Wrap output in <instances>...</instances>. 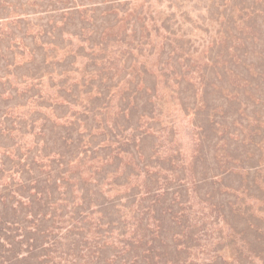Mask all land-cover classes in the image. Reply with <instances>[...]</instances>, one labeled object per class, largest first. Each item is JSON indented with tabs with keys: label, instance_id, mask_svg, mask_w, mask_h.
Here are the masks:
<instances>
[{
	"label": "rangeland",
	"instance_id": "rangeland-1",
	"mask_svg": "<svg viewBox=\"0 0 264 264\" xmlns=\"http://www.w3.org/2000/svg\"><path fill=\"white\" fill-rule=\"evenodd\" d=\"M0 116L78 156L13 264H264V0H0Z\"/></svg>",
	"mask_w": 264,
	"mask_h": 264
},
{
	"label": "trees",
	"instance_id": "trees-1",
	"mask_svg": "<svg viewBox=\"0 0 264 264\" xmlns=\"http://www.w3.org/2000/svg\"><path fill=\"white\" fill-rule=\"evenodd\" d=\"M59 1L60 0H58V2ZM99 94H101V91H99ZM60 97L64 96L61 94ZM66 101L68 103L70 102L68 98ZM128 112L130 113L129 109ZM31 115L33 118H29L31 120L30 125H33V122L36 120L34 119L35 113ZM4 117L11 118L9 114H5ZM5 118H0V128L4 132H7V134H11L15 131L17 134L23 135L28 131L26 125L22 127L20 124L12 121L10 124H7L8 119ZM40 119L43 120L44 124L42 123L40 126V131L37 135L41 136L44 135L43 130L47 129V126L45 125L46 119ZM68 138H70L69 133ZM39 140L43 143L41 148H39ZM92 141L93 139L90 140V142ZM34 144L35 148L29 147L22 151L21 149L24 148L25 145L19 141H13L11 143L3 140L0 141V150H2L0 151V264H13L15 260L24 258L23 253L28 255L37 250V248H43L42 240L39 242L38 238L30 236V234H44L43 241H45V237L51 236L52 230L56 228L54 221L47 222V218H55L57 211L60 209L57 203H59L60 200H66L67 202L72 201L67 197L66 190H64L63 193H56V191H59L63 186V180L66 179H64L62 175L55 174L54 176L52 172L55 167L47 163L56 162L55 166L58 167L60 164L64 165L70 163L77 159L78 156H72L71 152L67 150L66 145L60 147L50 146V138L37 137ZM40 155L42 157H39ZM46 156L52 158H50V161L45 162V164L39 165L40 162H43L40 160L44 159ZM68 156H71L72 159L68 158ZM94 158L95 156H91V159ZM41 166H44V168L48 167V170L38 173L37 171H40L42 168ZM43 173L44 175L41 178L40 176ZM211 173L209 177L203 176L201 179L206 180L207 178L217 176ZM103 177L101 179H103ZM95 181L96 183L100 181L98 174ZM69 182H71L70 178L67 179L64 188L68 189ZM113 183L119 186L124 185L122 182H119L117 178L114 179ZM132 193L128 192V194L125 195L127 200L132 196ZM81 199L83 207H85L84 204L87 203V208L90 206L91 201H96L95 198L94 200H90L87 199L86 196H81ZM101 204L102 203H97L98 207H101ZM19 206L23 207L19 209ZM10 209L12 212H8ZM138 211V209L134 211V213H136L134 215L137 219V228L132 237H136L135 244L137 245L135 247L140 249L145 244L143 241L144 234H142L141 228L142 218L138 214ZM108 223L111 224L110 222ZM15 236H18L16 241H14ZM22 246L25 247V250H23ZM4 247L5 251L2 250ZM147 249L151 250L152 247ZM20 250L24 252L20 253ZM44 255L46 254L44 253ZM136 257H138V255ZM42 258L41 256V259ZM37 259H40V257Z\"/></svg>",
	"mask_w": 264,
	"mask_h": 264
}]
</instances>
